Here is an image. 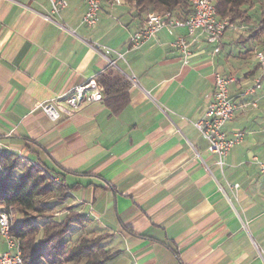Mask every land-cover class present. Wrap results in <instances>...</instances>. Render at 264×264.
<instances>
[{
	"label": "crops",
	"instance_id": "obj_1",
	"mask_svg": "<svg viewBox=\"0 0 264 264\" xmlns=\"http://www.w3.org/2000/svg\"><path fill=\"white\" fill-rule=\"evenodd\" d=\"M85 10L84 0H68L60 15L49 0H0L2 151L40 162L70 188L54 219L77 210L87 232L108 231L104 244L115 255L106 264H264V173L252 158L264 160V69L245 67L264 50V30L237 27L219 52L200 37L184 63L171 42L188 36L185 28L131 49L149 10L103 0L95 27L83 23ZM227 39L237 42L236 56L233 45L222 55ZM109 59L138 79L119 114L101 100L58 121L46 116L42 102L98 77ZM217 71L234 77L230 93L241 106L226 128L245 132L223 170L193 124L212 100ZM257 77L262 87L241 95ZM80 232L72 226L74 242Z\"/></svg>",
	"mask_w": 264,
	"mask_h": 264
},
{
	"label": "trees",
	"instance_id": "obj_2",
	"mask_svg": "<svg viewBox=\"0 0 264 264\" xmlns=\"http://www.w3.org/2000/svg\"><path fill=\"white\" fill-rule=\"evenodd\" d=\"M125 1L134 3L140 12L176 10L179 16L186 17L193 11L188 0ZM215 3L220 17L238 20L245 19L249 11L248 7L254 4V0H215ZM260 22L261 25L254 30V34L264 30V17ZM97 78L105 89L102 101L119 114L130 100L129 90L132 82L124 72L112 65L101 72ZM19 158L16 152L8 150L0 152V202L22 214L21 219L12 224L11 234L21 242L25 263L106 264L111 260L115 252L104 244L110 233L108 231L87 232L86 217L81 212L70 210L65 217L47 220L42 226L34 221V218L39 216L46 219L51 217L49 211L52 208L43 203L44 196L56 190L60 192L59 199H64L70 188L60 178L57 179L58 182L55 180L59 183L56 185L51 178L52 175L57 176L56 173H52L40 162L34 160V163L16 179L14 172L19 165ZM73 225H80L81 232L76 242L70 245Z\"/></svg>",
	"mask_w": 264,
	"mask_h": 264
},
{
	"label": "built area",
	"instance_id": "obj_3",
	"mask_svg": "<svg viewBox=\"0 0 264 264\" xmlns=\"http://www.w3.org/2000/svg\"><path fill=\"white\" fill-rule=\"evenodd\" d=\"M49 1L54 14L60 15L68 6V0ZM114 1L115 3L122 2V0ZM84 2L86 10L83 23L88 27H95L102 11L103 0H84ZM188 2L193 11L186 17L179 16L175 10L148 12L141 27L132 33L129 42L130 48L142 47L163 29L177 32V29L185 28L188 36H193V38L189 39L187 35L178 32L176 39L171 42V45L182 53L184 63L189 62L193 55V43L200 37L216 45L214 52H219L226 31L237 28L238 25L229 18L220 17L215 0H188ZM44 17L54 21L51 15H44ZM256 58L259 66L264 69V50L257 51ZM109 62L112 66L117 67L116 60L109 59ZM128 78L132 84L138 83L136 75L132 74ZM234 80V77L217 71L212 100L207 104L202 114L193 121L196 129L207 140L209 150L216 154V163L222 170L231 149L242 143L245 138L244 131L229 132L226 128V124L241 107L233 100L230 93V84ZM261 87L262 77H257L244 88L241 95L253 94ZM104 95L103 84L97 77H90L85 82L74 86L70 93L42 102L40 108L50 120L58 121L64 117L73 116L76 111L87 104L103 100ZM252 158L258 164L260 171L264 173V160L258 155H254ZM233 187L238 188L239 183H234ZM12 218V208L3 205L0 209V236L7 244V250H0V264H26L22 255L21 242L11 234Z\"/></svg>",
	"mask_w": 264,
	"mask_h": 264
},
{
	"label": "rangeland",
	"instance_id": "obj_4",
	"mask_svg": "<svg viewBox=\"0 0 264 264\" xmlns=\"http://www.w3.org/2000/svg\"><path fill=\"white\" fill-rule=\"evenodd\" d=\"M248 12H247V15L244 18H240L238 20H231L234 24L236 25H239L238 27H241L242 25H246V26H252L253 28L251 29L250 27V30H253L255 28H259L260 25H261V20H262V17H264V0H254V4L252 6H249L248 7ZM149 11H152V10H149ZM248 16V17H247ZM249 18V19H248ZM230 19V18H229ZM250 20V21H249ZM244 22V23H243ZM243 23V24H242ZM249 23V24H248ZM245 26V27H246ZM237 28H231V29H228L226 31V38L227 36H231L234 34V37L237 38V34L234 33L236 32ZM235 30V31H234ZM224 38H225V35H224ZM223 38V39H224ZM231 39H227L226 40V43H225V48H223V51H222V55L224 56L227 52H229V49L230 48V45H233L232 49L234 51V56H236L238 54V44L237 42H231L230 41ZM226 52V53H225ZM241 62H238V64L234 63L236 65V67H238L237 65H240ZM258 65V62H257V58L255 57V55L251 58H248V62L246 63V66L245 67H248V68H254ZM19 165H18V168L17 170L14 172V174L17 175V177H20L22 175L23 172H25V170L31 166V164H33L34 162H31L28 161V160H23L20 156L19 158ZM20 175V176H19ZM17 177L15 176V178L17 179ZM52 180L54 182L57 181V179H59V177H56L54 175L51 176ZM50 178V179H51ZM56 180V181H55ZM58 182V181H57ZM56 182V185H59V183ZM56 188V187H54ZM60 194V192L56 191V190H53L51 191L50 193H48L46 196H44L42 199H46V201H56L59 199L58 195ZM66 197H64V199H59V201L56 203V207L52 208L50 211H49V214H51V217L48 218V220H51V219H54V218H57L58 216L55 214L57 212H59L61 209L65 208L62 204H63V200H65ZM61 202V203H60ZM70 212V211H69ZM66 213V214H69ZM12 214H13V218H12V222H16L19 218L22 217V214H20L16 209H12ZM41 216L39 217H36L34 218V221L36 222H40L41 219H40ZM58 220V219H57ZM70 239H72V235H70ZM75 242H76V238H75ZM73 240L70 242V245H73L75 243Z\"/></svg>",
	"mask_w": 264,
	"mask_h": 264
}]
</instances>
